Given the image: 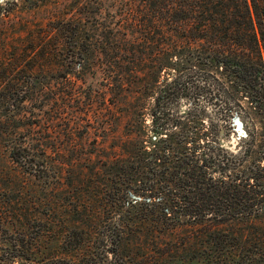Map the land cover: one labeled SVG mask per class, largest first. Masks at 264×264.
I'll list each match as a JSON object with an SVG mask.
<instances>
[{
  "label": "trees",
  "instance_id": "trees-1",
  "mask_svg": "<svg viewBox=\"0 0 264 264\" xmlns=\"http://www.w3.org/2000/svg\"><path fill=\"white\" fill-rule=\"evenodd\" d=\"M119 1L129 11L122 26L106 25L96 40L80 42L87 0H74L77 22L55 29L80 48L73 52L81 67L105 55L108 100L129 128L98 161L86 154L92 177L71 182L72 195L54 209L49 203L46 218L6 227L0 215V233H11L0 241V264H264L257 137L245 134L247 150L230 153L218 124L203 128V119L172 108L188 98L234 100L244 109V99L264 111V0ZM8 85L1 76L0 124ZM10 157L19 164L22 153Z\"/></svg>",
  "mask_w": 264,
  "mask_h": 264
},
{
  "label": "rangeland",
  "instance_id": "rangeland-1",
  "mask_svg": "<svg viewBox=\"0 0 264 264\" xmlns=\"http://www.w3.org/2000/svg\"><path fill=\"white\" fill-rule=\"evenodd\" d=\"M87 1L82 28L87 32L80 42L107 33L106 25L113 30L122 26L120 14L126 10L121 1ZM73 4L74 0H0V77L9 83L5 92L8 115L0 124V215L6 218V227L17 224L19 218L27 222L25 218L31 216L38 222L49 203L56 208L61 196L72 195L71 182L78 183L81 174L92 177L93 164L85 161L86 154L98 161L100 149L119 144L129 128L121 109L108 100L105 55L100 53L90 65L81 67L73 52L80 48L73 47L70 35L55 29L65 25L63 20L77 22L80 13ZM153 98L148 108L153 107ZM239 103L244 109L234 100L184 98L172 108L187 116L186 120L203 119V128L218 124L219 142L230 153L247 150L249 144L241 137L255 135L253 151L262 157L264 111L251 110L249 100ZM199 104L204 111L196 109ZM226 105L232 106L229 112L223 110ZM13 149L22 153L19 164L10 157ZM260 164L264 166V159ZM10 236L0 233L1 243L9 242Z\"/></svg>",
  "mask_w": 264,
  "mask_h": 264
}]
</instances>
